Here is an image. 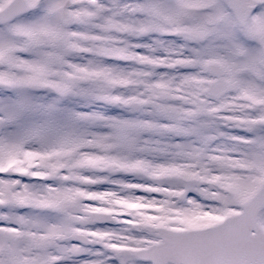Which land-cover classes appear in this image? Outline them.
Returning a JSON list of instances; mask_svg holds the SVG:
<instances>
[{
  "label": "snow or ice",
  "instance_id": "6c2138e0",
  "mask_svg": "<svg viewBox=\"0 0 264 264\" xmlns=\"http://www.w3.org/2000/svg\"><path fill=\"white\" fill-rule=\"evenodd\" d=\"M0 264H264V0H0Z\"/></svg>",
  "mask_w": 264,
  "mask_h": 264
}]
</instances>
